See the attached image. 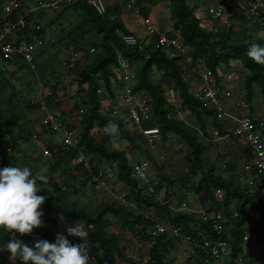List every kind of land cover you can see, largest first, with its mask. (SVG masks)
<instances>
[{"label": "trees", "instance_id": "1", "mask_svg": "<svg viewBox=\"0 0 264 264\" xmlns=\"http://www.w3.org/2000/svg\"><path fill=\"white\" fill-rule=\"evenodd\" d=\"M168 8L170 19L173 21L174 27L179 29L183 43L189 48L188 54L193 59L201 58L204 65L212 70L220 62L228 63L230 60H238L243 68L247 70L244 75L245 99L247 102L252 99L253 84L259 86L260 92L264 96V67L257 65L248 58L247 44L245 43L257 42L262 44L259 39L245 30L214 32L202 28L192 11L187 7L186 0H169ZM68 10L78 11V19L69 30L61 29L62 34L57 43L68 42L76 49H82L85 52L88 49L87 44L90 43L93 48L99 50L84 68L80 80V82L87 84V89L85 99L82 100L83 104H86V108L80 118L79 145L82 147L84 155L89 156L92 169L106 162L115 163L113 172L117 170L118 180L131 188L125 198L133 203L138 211L135 212V209L129 204L117 199L100 200L94 208H90L84 204H78L76 200L71 198L70 194H76L77 188L71 190L57 188L54 191L41 185L42 188L38 195L47 197L41 209L44 213L42 219L45 226L34 229L31 235H20V237L29 241L31 247H34L36 239H47L51 242L52 232L50 226L55 224L56 217L60 216L70 221H80L90 231V249L96 254L99 264H140L139 257L149 240L146 229L155 222V218L146 216L143 210L152 208L165 221L181 226L185 232H187L189 221L195 220V215L182 212L172 213L166 205L156 200L153 194L138 188L137 181L130 176V166L127 163L125 153L120 149L105 146L90 133L94 125L105 127L109 121H112L118 125L119 133L128 143L133 147L140 148L136 138L125 128V124L120 118L105 116L98 111L100 94L97 93V89L103 86L106 90H110V76L113 75L111 67L117 64V52L126 57L130 63H134L136 82L133 90L145 91L149 96L153 114L152 122L153 125L159 128L162 138L165 139L168 133H173L175 137L183 142L187 151L185 161L189 171L194 173L196 170L204 169L205 146L200 140L197 130L170 116L171 107L168 106L162 83L167 87L176 89L182 108L189 110L202 128L206 125V117H211L210 121L219 130L221 125L217 121L214 110L192 95L187 81L184 79L182 67L177 62L178 56H168L157 48L144 47L139 49L136 46L126 45L119 36L118 31L129 32L114 10L105 9L100 11L89 0H74L69 7L58 13L57 17H61ZM141 12L145 15L146 8H142ZM88 36L90 38L85 40ZM96 36L99 38L98 43L94 42ZM36 60L30 65L14 58L10 63L15 65L17 70L24 68L25 74L34 79L36 75L42 76L44 72L43 66L37 63ZM153 70L160 73V78H153ZM53 72L51 71L50 74L52 75ZM13 75L14 71H8L0 75V135H8L14 146L19 140L27 142L30 139L31 134L28 131H16L15 127L20 119L25 118L24 111L35 109L37 103H33L29 99H17L18 92L11 83ZM20 103L24 104L22 108H19ZM243 149L245 152L247 151L246 147ZM48 152L55 160L51 165L52 172H56L62 162L69 163L78 156L76 149L65 148L62 145H49ZM8 166L20 167L16 163V158L0 146V168ZM63 171H70V174L66 177L67 182L75 178L74 174L72 175L74 171L88 179L81 163H76L71 168L68 167ZM203 174L204 179L195 188L196 191H203L202 203L211 196V185H225L226 188L231 185V189L226 194L225 204L234 199L236 209L240 210L245 205H249L257 212V215L253 217L242 212L241 217L235 219L232 223L231 235L234 237V244L228 264H234V259L239 252L240 235L244 230L251 234H257L262 230L260 220H264V196L259 195L256 191H249L246 187H241L234 181L224 183L225 180L221 176H214L213 167L203 171ZM157 178L162 181L167 179L169 184L173 181L163 173H159ZM160 187L158 185L155 189L159 190ZM113 221L120 224L128 232L130 238L121 242L119 234L110 230ZM161 238L151 249L155 264H171L169 261H165V255L173 243L169 240L164 241ZM0 239L9 241V238L1 229ZM0 264H3L1 255Z\"/></svg>", "mask_w": 264, "mask_h": 264}, {"label": "built area", "instance_id": "2", "mask_svg": "<svg viewBox=\"0 0 264 264\" xmlns=\"http://www.w3.org/2000/svg\"><path fill=\"white\" fill-rule=\"evenodd\" d=\"M74 0H35L33 2L23 0H0V75L11 71L13 64L10 61L14 58L21 60L26 64H32L35 54L43 46V38L39 34L41 28L40 13L56 12L67 8ZM127 8H140L143 0H117ZM187 7L192 11L194 17L198 20L202 28L210 31H239L241 27L247 32L259 39L264 45V0H186ZM250 21L257 22L254 30H247ZM146 35L156 34V40L153 48L160 50H171L182 58V64L187 67L185 77L189 73L196 75L198 84L194 89H190L192 95L201 102H209L218 110L219 115H227L222 111V100L232 95V90L228 88V83L234 81L235 73L230 65L219 63L213 70L207 68L201 58L192 59L188 54L187 46L182 38L178 36H168L165 32L157 31L147 21L143 20ZM38 32V33H37ZM122 41L128 46L143 48L145 37L136 36L131 33L118 32ZM76 63V57H72L64 62L66 69H71ZM182 67V66H181ZM115 71L121 74V78L126 81H132L133 76L129 71V63L126 57L117 52V64ZM190 71V72H189ZM62 83L57 82L55 86L47 88L44 96L51 98L52 101L58 100V90ZM165 96L168 106L171 107V117L183 120V112L180 101L177 99L175 90L165 88ZM97 93L102 94V87L97 89ZM38 104V110L41 112L39 126L45 129V132L58 134L60 144L65 148H74L78 152L75 158L76 163H81L88 175L86 184L94 191L107 189L109 179L113 175L112 162H106L92 169L91 161L85 157L82 147L79 145L80 134L69 124L59 118L54 112L52 105L45 100H35ZM122 106L114 104H101L98 111L105 116H114L120 118L131 128L132 131L143 138L146 143L151 144L160 140L161 133L157 126L152 124V111L150 107V98L136 96L132 89V83H126L122 88ZM241 107H246V102H240ZM77 114L81 115L85 111V106L79 104ZM235 125L232 134L238 138L240 144L247 147L250 153V165H246L250 170H255V178L251 177L246 181L249 191H256L264 196V115L253 117L242 115L234 119ZM146 124V125H144ZM190 125V124H189ZM192 126V125H191ZM194 127V126H192ZM105 127H101V132L105 134ZM92 134V130L90 131ZM214 137H219V132L214 129ZM94 136V135H93ZM32 139L38 138L34 133ZM0 146L6 152L12 150V143L8 135H0ZM47 152V151H46ZM162 158V156H160ZM130 176L137 181V187L149 194L156 195L153 183L150 181L149 170L151 163L147 159L131 158L129 161ZM227 190L225 188H214L212 195L219 203V208L213 211H207L204 208L189 207L187 199H183L170 194L163 196L160 202L166 205L170 212H187L195 214V220L188 223L187 232L181 226L165 221L163 217L158 216L155 222L146 229L148 242L144 246L143 252L139 257L140 264H155L152 255V247L155 246L159 238L171 243L180 242L187 244V253L185 256L177 257L176 263L181 264H228L231 259L234 237L231 235L232 223L235 219L241 217L242 212L248 216H253V211L244 207V209L228 208L224 205ZM119 199L124 201L123 196ZM3 231V229H1ZM3 233L12 238V233ZM73 244L83 243L82 238L64 233ZM29 247V241L20 237ZM257 234H251L247 230L240 235L238 247L239 252L234 259V264H264V239H260ZM9 241H6L8 243ZM5 254L7 250H3ZM1 255V254H0ZM8 257L10 252L8 251ZM90 264H99L96 254L89 248ZM180 256V255H179ZM23 263L20 259L9 260V264ZM123 264V263H117Z\"/></svg>", "mask_w": 264, "mask_h": 264}, {"label": "crops", "instance_id": "3", "mask_svg": "<svg viewBox=\"0 0 264 264\" xmlns=\"http://www.w3.org/2000/svg\"><path fill=\"white\" fill-rule=\"evenodd\" d=\"M23 1L33 2L35 0H23ZM89 2H91L100 11H104L105 9L114 10L116 12V14H118V16L123 21V24L129 33L134 34L136 36L145 37V43L143 45V48L144 47L153 48L155 40H156V34H152V35L147 34L146 35L143 20L147 21L152 26H154V28L157 31L165 32L168 36L181 37L179 29H176L174 27L173 21L170 19V13H169V8H168L169 0H143L140 8L137 11L135 9L125 7L124 5H122L117 0H89ZM142 8H144V9L146 8V14L145 15H143L141 12ZM64 9H62V10H64ZM62 10H59L56 12L40 13V15H39L40 21L39 22H40L41 28L39 30V34H41V36L43 38V46L35 54L34 60H36V58L38 59L37 55L43 51L46 44L48 42L51 43L53 41H55V45L60 46L62 51L66 52L67 49L70 50L71 56L68 57L67 61L74 56L76 57V63H75L73 68L66 69L65 65L63 66L65 69L64 71L66 72L65 74H67V76L65 77V79H64V76H62V79H64V81H65L64 82L65 85L60 90H58V93H57L58 100L56 102H54L51 100V98H48L45 96H43L42 100L49 102L52 105L54 112L59 116V118L65 122H67L70 127L74 128L76 131L79 132L81 115H78L77 111L76 112L72 111L73 107L71 108V105H72L71 102H72L73 98L71 99V97L73 96L74 89H75V94L80 95L77 98V101H74V106H76V110H77V106L79 104H82L86 108V104H83L82 100L85 99V96H86L87 84L85 82H79V80H81V78H82V72H83L84 68L87 66L89 61L95 57V55L97 54V52L99 50L95 47L93 48V46L90 45V43L87 44L88 49L86 52L82 49H76L73 45H70L68 42L57 43L60 35L62 34L61 29L65 28V30H69L71 28V26L74 24V22L78 19V11H72V10L65 11L61 17H57L58 13H60ZM240 30H245V28L241 27ZM247 30L249 31L248 28H247ZM57 32H59V34H57ZM118 32H121V31H118ZM88 38H90V36L86 37L85 40H88ZM94 42L95 43L99 42L98 36H96V38H94ZM187 49L189 50L188 46H187ZM94 50H96V53H94L92 57L88 58L89 52H93ZM163 52L166 53L168 56H177L176 52L173 49L166 50V51L163 50ZM36 62H37V60H36ZM177 62L179 65L182 66L183 76H184V79L187 81L189 90L194 89L198 84V80L196 78V75L193 76V74L189 73V76L185 77V72H187L186 65L182 64V58H180V57L177 60ZM202 62H203V60H202ZM128 63H129V71H130L131 75L133 76V80L129 81V82L124 81L121 78V74H118L115 71L114 66L111 67L113 75L110 76V90H106L103 86H100L103 89V93H102V95H100V102H99L100 105L101 104H106V105L107 104H114L117 107H119L120 111L123 110L122 88L126 85V83H132V89H133L134 84L136 82V79L134 77V63L132 62L133 66H132V63H130L129 61H128ZM220 63H224V62H220ZM203 64H204V62H203ZM224 64L230 65L232 68L233 67L239 68L240 69V76H241L240 78H238L239 82L237 83L238 84L237 89H235L234 87L228 86V88H230L232 90V93L235 90L234 95L231 96L232 98L228 97V98H223V100H222V104H221L222 111L227 113V115H219L220 113L218 112V110L216 108H214L209 102H204L209 108L214 110V112L216 114L217 121L221 125V129L219 130V128H217L216 126H214L212 124V122L210 121L211 117L205 118V124L206 125L204 128H202L201 124L195 120L194 115H192L189 112V110H187V109H186V111L183 112V120H180L187 125L190 124L189 126L194 125L197 128L195 130L198 131L199 136L201 134L200 140L202 141V143L205 146V154H204L205 166H204V169L203 170H196L194 173L187 169V165H186V161H185V156L187 155V151H186V148H185L183 142L180 140L178 145L182 146V150H183L184 154H181L182 151L178 152L177 157H180V159H179L180 164H179L178 168L175 167V164L173 163V161L171 162V164H173V165L170 164L169 167H166V169H164V172H162L163 168H161V166L159 167L154 163L157 174H156V172L151 173V167H150L149 174H150L151 183H153L154 188H156V186H158V185L161 186L159 188V190L155 189V190H157L156 195L153 194L155 196V199L158 200L159 202L163 196H169L170 194H174L180 198L183 197V199H187L188 203H189V207L191 209H193V208H198V209L204 208L207 211H213V210L219 208V203L214 199V197L212 195L214 188H216V187L225 188L228 191L229 189H231V185H229V188L228 187L226 188V187H224L225 185L224 186H220V185L214 186V185H211L210 182H208V184L211 185V196L202 203L201 200L203 198V191L202 190L196 191L195 188L199 185V182H202V180L204 179L203 171H207L210 167H213L214 176H216V177L221 176L225 180L224 183H229L230 181H234L235 183L239 184L241 187H246V188H248V184L246 183V181L248 179H250L251 177L255 178V172H253L249 168H246L250 165L248 163L250 161V153L248 152L247 147L240 144L238 138L232 134V130H233V127L235 125L234 119L238 118L239 116L249 115V116H253V117H259V116L264 115V96L261 94L259 86L257 84H253L252 99L250 102H247V100L245 99V88H244V75L247 73V70L243 68V66L241 65V63L238 60H230L228 63H224ZM16 68L17 67L15 65H13V69L11 71L17 70ZM153 74L157 75V77L155 79L160 78V73L157 72L156 70H153ZM236 79H237V75L235 74L234 81ZM54 83L56 84L57 82H54ZM55 84H53V85L55 86ZM162 86L164 89L165 88H171V87H167L163 83H162ZM172 89L175 90L174 93L176 94L177 99L180 101V99L178 98V94H177L176 89L175 88H172ZM76 90H77V93H76ZM256 92L259 93V96H258L259 98L257 101L254 100V96H255ZM135 93H136V96L139 98L147 97V94L145 91H135ZM44 94H45V92H44ZM103 95H107V98H105L106 96H103ZM101 96H103V97H101ZM31 101L33 103H36L33 100H31ZM37 101H39V100H37ZM242 101L246 102V107L240 106V102H242ZM225 104H227V106H225ZM100 105H99V107H100ZM37 107H38V104H37ZM37 107L35 109H31L33 112V115H31L32 117H30L32 122L31 121L27 122V118L20 119L17 122L16 127H15L16 131L17 130L28 131L31 134V136L34 133L38 134V138L35 140H33L31 136L27 142L19 140L17 142V144L12 147V150L8 153L10 155H13L16 158V163L20 167H22V166L19 164V160L17 159V157L20 154L18 151H19V148L23 147V145L25 143H28L29 141L31 142V145L33 146L34 150L36 151L33 154L34 157H35V155L41 156L40 153L42 151L45 154H50L48 152L49 145H61L60 144V137H59L58 142H54L53 138H52L53 133L45 132L46 130L39 126V119L41 117V112L38 110ZM99 107H98V109H99ZM152 117H153V114H152ZM184 117H186V118H184ZM35 118L37 120H34ZM21 122H24V124H21ZM124 124H125V128L131 134L134 135V137L136 138V141L140 145V148L139 147H133L130 143H128L121 136L119 131H118L117 135H119L120 137L123 138V140L127 143L128 147L120 148V147L116 146L114 144L116 142V140H115L116 136L112 137V136L107 135V133H105V134L102 133L101 132V126H99V125H94L91 128V130H92V134L94 135V137L98 141L103 143L105 146H107L109 148H116V149L122 150L125 153L127 163L131 158H133L135 156L138 159H147V158L152 159L151 152L153 153L154 149H150V148L153 147V144H156L157 141H162V143L166 142L167 139L169 138V136H171V135L174 136L173 133H168L167 137L165 139H163L161 136L160 140H156L153 143L148 144L145 142V140L143 138H141L137 134V132L135 133L134 131L131 130V128L129 126H127L126 123H124ZM152 124H153V122H152ZM144 125H146V124H144ZM214 129L218 130L219 137H214L212 135V132L214 131ZM109 140H111V141H109ZM204 141H206L207 143L205 144ZM168 143H169V141H168ZM156 145H158V144H156ZM245 147L247 149L246 152L243 149ZM211 148H212V150L214 149V153L216 152L217 155L224 154L225 157H227V158L230 157V160L227 158H223V163L221 164V166H216L214 164L208 165L206 163L205 157L211 155V154H206L207 151H209V149H211ZM134 149L141 150L143 152V154H137L135 151H133ZM13 153H15V154H13ZM16 153H18V154H16ZM167 154H169V152ZM153 155H154V158L156 160L163 158L162 154H153ZM160 156H162V158H160ZM85 157L90 160L89 156L85 155ZM38 158H40V157H38ZM169 158L171 159L170 156H169ZM73 160H74V163L76 164L75 159H73ZM54 161L55 160L53 159V163H54ZM168 162L169 161L164 162V163H168ZM150 163H151V160H150ZM112 164L114 167L115 163L112 162ZM167 165L168 164H165V166H167ZM246 165H248V166H246ZM207 166H209V168H207ZM53 173H57L58 175L60 174L58 171L53 172ZM159 173L166 174L171 179H172L173 173L176 174V176L182 174V178H179L181 183L175 184V182H177V181H172V183L169 184L167 179L165 181L164 180L162 181L161 179L157 178V175ZM73 174H74L75 178H79V176H81L80 173H78V172L75 173V171L73 172ZM113 175L115 176V179L117 181H119L117 178V170L114 171ZM81 177L84 178L85 176L83 175ZM85 180H86V178H85ZM119 182L121 183L120 187H122V185H123L125 188L126 187L129 188L131 191L130 187L126 186L122 181H119ZM80 186H83V185H80ZM83 188L90 190L91 192L94 191L87 184L84 185ZM225 199H226V197H225ZM225 199H224V205L226 207L236 209L234 199H231V202L228 204H225L226 203ZM128 202H129V200H128ZM129 204L132 205L133 203L129 202ZM244 207L253 211L254 212L253 216L257 215L256 210L253 209L252 207H250L249 205H245ZM244 207H243V209H244ZM143 211H144L146 216H150L152 218H157L159 216L158 214H156L157 212H155L152 208H150L149 210H143ZM143 211L141 210V212H143ZM135 212H137V211H135ZM151 212L155 215L151 216ZM182 213H187V212H182ZM187 214L195 215L193 213H187ZM253 216H250V217H253ZM195 218H196V216H195ZM260 221H261V225H262V230L257 234L259 235L258 237L260 239H264V220L261 219ZM114 223L116 224V222L113 221V224ZM113 224L110 225V230L116 232L115 230H112ZM66 228L65 227L64 228L59 227L57 230V234H63V232L67 233ZM76 238H79V237H76ZM89 239H90V233H89ZM4 244H7L6 241H4L3 239H0V245H4ZM2 252H4V251H0L3 264H9L10 259L8 257L9 256L8 251L5 254H2ZM165 261H169V260H165Z\"/></svg>", "mask_w": 264, "mask_h": 264}, {"label": "rangeland", "instance_id": "4", "mask_svg": "<svg viewBox=\"0 0 264 264\" xmlns=\"http://www.w3.org/2000/svg\"><path fill=\"white\" fill-rule=\"evenodd\" d=\"M255 26H258V23L250 21V25L248 24V27H249L248 29L254 30ZM57 34H59V32H57ZM61 51L62 50H61L60 46L55 45V41H53L51 43L48 42L46 44L45 48L43 49V51L37 55L38 56L37 63L41 64L43 66V70H44L42 76L36 75L35 76L36 78L32 79L25 74V72L23 71L24 68L14 70V75L11 78V83H12V85H14L15 90L18 92V94L16 96L17 99H20V100L29 99V100H33V101L42 100L43 96H44V92L46 91L47 88H50L53 84H55L54 82L62 83L60 89L65 85L64 79L67 76V74H65L66 72L64 71L65 69L63 66H64V62L71 55H70L69 49H67L66 52H64V51L61 52ZM94 53H96V50H94L93 52H89L88 58L92 57ZM132 66H133V63H132ZM51 71H54L52 75L50 74ZM233 71L237 75V79L231 83H228L227 85L229 87H234L235 89H237V87H238L237 83L239 82L238 78L241 77L240 76V69L233 67ZM62 76H64V79H62ZM156 77H157V75L153 74V78H156ZM79 82H80V80H79ZM7 90H8V87H7ZM234 92H235V90L233 91L231 96L234 95ZM76 93H77V90H76ZM100 95H102V94H100ZM79 96L80 95L75 94V89H74L73 96L71 97V99L73 98V100L71 102L72 103L71 108L73 107V110H72L73 112H76V106H74V101H77V98ZM103 96H106L105 98H107V95H103ZM103 96H101V97H103ZM231 96H230V98H232ZM258 96H259V93L256 92L255 96H254V100L257 101L259 98ZM19 106H20L19 108H22L24 106V104L20 103ZM225 106H227V104H225ZM24 113H25V118H27V122H30L31 121L30 117H32L31 115H33L32 110L31 109L25 110ZM170 115H171V113H170ZM182 116H183V114H182ZM184 118H186V117H184ZM34 120H37V119L35 118ZM21 124H24V122H21ZM193 128L197 129L195 126ZM200 137H201V134H200ZM52 138H53L54 142L59 141V135L58 134H53ZM115 140H116V142L114 144L116 146H118L120 148L128 147L127 143L119 135H116ZM109 141H111V140H109ZM168 141H169V143H168ZM179 142H180V140L177 137L171 135V136H169V138L167 139L166 142L162 143V141H157L156 144H158V145L153 144V147L150 148V149H154L153 153L151 152L152 159L147 158L149 161L151 160V173L156 172V174H157L154 163L157 166H159V167L161 166V168H163L162 172H164V169H166V167L170 166L172 161L175 164L176 168L179 167L180 157H177L178 152L182 151L181 154H184L183 150H182V146L178 145ZM204 142H205V144L207 143L206 141H204ZM133 151H135L137 154H143V152L139 149H134ZM18 152L20 154L17 157V159L19 160V164L22 167L23 166H29L32 169L34 174L41 172L43 169H47L46 175L49 176V183L48 184H41V185L47 186V187L53 189L54 191H56L57 188H59L61 190H71V189L77 188L78 191H76V194H70V195H71V198L76 200V202L78 204H84L90 208H94L100 200H111V199H117L119 201L124 202L125 204H129V202L125 198V196L128 194L130 189L127 187L125 188L123 185H122V187H120L121 183L115 179L114 175H112L110 177L109 187L107 189L91 192L90 190H87L85 188H82V186H80V184L83 186L86 185L85 177L83 178V177L79 176V178H74L71 181L69 180V182L66 181V177L70 174V171L65 172L63 170L68 169V167L71 168L72 166H74V164H75L74 160H72L69 163L66 161L62 162L60 164V168L57 170L60 173L58 175L57 173H53L51 171V165L53 163V158L50 156V154H45L42 151L40 153L41 156H38V155H35V157L33 156V154L36 151L34 150L30 141L28 143H25L23 145V147H20ZM168 152H169V154H167ZM13 154H15V153H13ZM16 154H18V153H16ZM153 154H162L163 158L156 160L154 158ZM206 154H211V155L205 157L206 163L208 165L214 164L216 166H221V164L223 163V158H227V157H225L224 154L217 155L216 152L214 153V149L212 150V148L209 149V151H207ZM169 156L171 157V159L169 158ZM38 157H40V158H38ZM135 159H137L136 156H135ZM227 159L230 160V157ZM167 161H169V162L164 163ZM165 164H168V165L165 166ZM171 165H173V164H171ZM207 168H209V166H207ZM62 172H64V173H62ZM75 173H77V172H75ZM72 175H73V173H72ZM179 178H182V174L176 176V174L173 173L172 179H173V181H177V182H175V184L181 183ZM38 183H39V181H38ZM119 196H123L124 201L122 199H119L118 198ZM130 206L135 209L133 204ZM135 211H138V209H135ZM151 216H154V214L152 212H151ZM57 218H56L55 224L50 226V230L52 232L51 242H53V243L56 241L57 230L59 227H63V228L65 227L66 228L68 225H71L74 227L76 222H77V221H70L64 217H63V219H61L60 216H57ZM112 230H115L119 234L121 242L123 240H126L127 238H130V235L128 234V232L125 229H123L120 226V224H118V223L113 224ZM89 233H90V231H89ZM186 253H187L186 242H184L182 240L179 243L173 242L172 247L169 248V250L166 252L165 260H169V263H171V264H181V263H176L175 259L177 257L185 256Z\"/></svg>", "mask_w": 264, "mask_h": 264}, {"label": "clouds", "instance_id": "5", "mask_svg": "<svg viewBox=\"0 0 264 264\" xmlns=\"http://www.w3.org/2000/svg\"><path fill=\"white\" fill-rule=\"evenodd\" d=\"M245 43L248 58L264 67V45ZM104 131L115 137L118 125L109 121ZM46 173L47 169H43L34 174L29 166L0 168V229L12 233L11 240L0 245V251L6 249L11 254L9 259H20L23 264H90L89 230L80 221L74 227L68 225L66 231L70 236L82 238L83 243L73 244L65 235L57 234L54 243L47 239H36L34 247H29L16 236V233L31 235L34 229L45 226L41 209L47 197L38 193L41 184L49 183Z\"/></svg>", "mask_w": 264, "mask_h": 264}]
</instances>
